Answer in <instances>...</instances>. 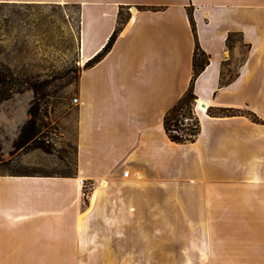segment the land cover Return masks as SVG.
I'll use <instances>...</instances> for the list:
<instances>
[{
  "label": "crops",
  "instance_id": "obj_1",
  "mask_svg": "<svg viewBox=\"0 0 264 264\" xmlns=\"http://www.w3.org/2000/svg\"><path fill=\"white\" fill-rule=\"evenodd\" d=\"M0 2L78 5L83 66L78 79L76 174H0L4 187H0V243H124L127 210L120 205L116 211L112 205L116 206L117 200L126 202L124 193L131 190V200L141 198L142 206H149L153 216L166 215L171 224L185 221V217H200L202 229L209 230V239L201 243H210V249L214 244L213 253L199 256V264H264V191L224 194L214 190L213 204L210 197L212 185L239 181L263 190L264 175L231 179L206 171L198 177L180 176L169 149L198 146L203 135L195 142L177 144L169 140L163 124L167 111L190 86L198 40L210 55V63L194 84L196 104L207 105L206 110H197V115L204 126L221 123L231 127L220 130L222 133L215 130L210 144L222 153L254 148V134L263 132L264 123L254 121L249 112L261 119L264 115L247 103L225 100L219 94L231 89L251 63L249 51L255 43V25L259 27L255 11L264 7V0ZM121 11L129 19L113 47L95 65L84 67L107 44ZM234 32L242 35L250 49L236 79L222 86L224 62L231 53L227 38ZM237 48L239 45L234 50ZM210 107L239 112L210 116ZM127 169L130 174L124 176ZM79 179L99 184L88 204ZM135 188L138 190L132 191ZM182 195L189 201L188 210L163 212L159 207L161 200L169 209Z\"/></svg>",
  "mask_w": 264,
  "mask_h": 264
},
{
  "label": "rangeland",
  "instance_id": "obj_2",
  "mask_svg": "<svg viewBox=\"0 0 264 264\" xmlns=\"http://www.w3.org/2000/svg\"><path fill=\"white\" fill-rule=\"evenodd\" d=\"M255 12L259 27L255 25V43L250 42L253 44L249 51L251 63L231 89L222 91L219 96L247 103L262 116L264 7ZM123 16H127L125 11ZM80 19V7L74 4L0 2V64L10 67L13 74L7 85L0 86L3 93L10 94L0 104L3 152L0 174L75 176L77 103L74 98L78 97V79L83 68L80 64ZM237 45L239 48L230 51L224 64L222 81L236 77L246 57L248 47ZM30 109L36 111L40 132L23 148H16L14 143L30 118ZM249 115L257 123H264V119L256 114ZM83 117L85 121L86 106ZM230 128L227 124L205 123L198 146L169 149L180 176L198 177L206 171L209 175L231 179L264 175V129L262 133L255 132L254 148L219 152L210 144L215 130ZM239 182L212 185V204L215 202L214 190L224 194L264 191ZM98 186V183L86 181L82 190L85 204L89 203ZM0 187L3 190V185ZM130 192L124 193L128 196L126 202L117 200V205H112L116 211L120 205L127 210L124 243H0V264H199L200 255L213 253L214 243H211V249L210 243H201L203 239H209V230L202 229L200 217H185V221L171 224L166 215L153 216L149 206H142L141 198L131 200L134 195H129ZM184 199L180 196L169 209L160 200L159 207H163V212L172 211V208L188 210L189 201ZM130 208L134 209L132 213ZM211 219L214 221L213 215Z\"/></svg>",
  "mask_w": 264,
  "mask_h": 264
},
{
  "label": "trees",
  "instance_id": "obj_3",
  "mask_svg": "<svg viewBox=\"0 0 264 264\" xmlns=\"http://www.w3.org/2000/svg\"><path fill=\"white\" fill-rule=\"evenodd\" d=\"M128 19L129 17L128 16L124 17L121 11L118 19L117 27L115 28L113 34L109 38L107 44L97 55H95L91 60H89L85 66H90L94 63H97L100 60H102L104 56H106V54L113 47L114 42L116 41L118 35L122 31ZM190 19L195 36L197 38L195 22L192 14H190ZM237 43L245 44L248 47V51H249L250 45L244 42L243 37L240 33L234 32L229 34L227 38L228 49L232 51ZM245 60L246 57L244 58L243 62ZM209 63H210V55L201 47L199 41L197 40L196 48L194 50V55H193L194 72L190 86L185 92V94L178 100V102L167 111L163 121L165 132L169 140L174 143L187 144V143L195 142L201 134L202 131L201 120L195 111V103H196L197 95L195 94L194 84L198 76L205 70L206 66ZM223 71H222V76H223ZM238 74L239 72H237L236 77L238 76ZM11 77H13L11 68L6 66L5 64L2 65L0 64V86L7 85ZM236 77L231 78L229 81L221 80L222 86L227 85L230 82L234 81ZM9 97L10 94H5L3 93V91L0 90V104L2 101L8 99ZM238 112H239L238 109L225 108V107H210L208 110L210 116H231V115H236ZM29 115L30 118L28 122L23 126L19 138L14 143V146L16 148H23L28 142L32 141L40 132L36 123L37 122L36 111L30 109ZM76 152H77V148H76ZM2 160H3V152H2V147L0 145V161ZM11 175H20V174L12 173ZM26 175H30V174H26ZM62 176H71V175H62Z\"/></svg>",
  "mask_w": 264,
  "mask_h": 264
},
{
  "label": "built area",
  "instance_id": "obj_4",
  "mask_svg": "<svg viewBox=\"0 0 264 264\" xmlns=\"http://www.w3.org/2000/svg\"><path fill=\"white\" fill-rule=\"evenodd\" d=\"M74 102L78 103V97L74 98ZM197 110H198V108L195 110L196 113H197ZM129 174H130L129 169L124 171V176H129ZM78 184H79V187L83 188L86 185V180L85 179H79Z\"/></svg>",
  "mask_w": 264,
  "mask_h": 264
},
{
  "label": "bare ground",
  "instance_id": "obj_5",
  "mask_svg": "<svg viewBox=\"0 0 264 264\" xmlns=\"http://www.w3.org/2000/svg\"><path fill=\"white\" fill-rule=\"evenodd\" d=\"M197 108L198 110H201V111H204L207 109V105L205 103H200V104H197Z\"/></svg>",
  "mask_w": 264,
  "mask_h": 264
}]
</instances>
